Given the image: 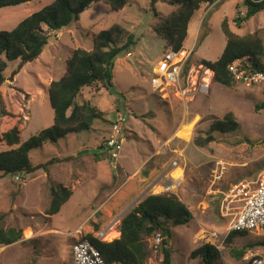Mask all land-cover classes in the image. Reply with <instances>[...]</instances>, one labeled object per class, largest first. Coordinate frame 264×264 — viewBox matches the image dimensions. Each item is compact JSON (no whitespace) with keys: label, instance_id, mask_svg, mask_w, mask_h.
I'll use <instances>...</instances> for the list:
<instances>
[{"label":"rangeland","instance_id":"374dc122","mask_svg":"<svg viewBox=\"0 0 264 264\" xmlns=\"http://www.w3.org/2000/svg\"><path fill=\"white\" fill-rule=\"evenodd\" d=\"M52 1L31 0L1 7L0 30H12L19 21ZM149 1L132 0L118 10L105 1L96 2L70 27L53 31L36 59L8 63L0 85V132L15 123L22 142L52 124L53 112L46 97L48 85L63 75L73 50H91L95 34L113 24L132 33L136 41L129 48L131 55L122 52L114 59L110 89L99 85L85 87L75 98L76 103H81L84 98L93 97L90 102L103 112L104 119L96 122L95 133H72L56 143H43L29 153L31 163L37 166L30 174H0V215L3 216L0 225L22 230L21 239L0 246V264H72L71 249L79 237L91 238L105 230L103 242L117 238L125 213L147 193L155 194V189L138 185L140 178L149 175L162 156L168 163L177 160L180 165L177 171L183 174L181 188L190 192L185 201L192 214L185 225L171 227L170 264H203L202 258L191 257V252L206 243L213 244L220 252L211 264H242L241 259L253 248L264 253V245L249 247L260 237L264 238V233L245 232L234 237L231 247L247 248L241 258L230 255L229 247L224 245L236 212L229 208L236 203L228 205L230 188L243 179L254 180L264 168V86L235 82L232 87H225L212 81L207 96L197 94L183 101L174 91L168 98L154 92L151 72L167 46L152 30L156 18ZM236 1L239 0H215L208 12L204 11L209 4L200 5L198 18L202 13V25L210 28V32L206 34L203 28L199 32L191 62L209 60L225 42L220 28L222 19H227L231 29L238 30L232 27V22L236 10L244 5ZM154 6L164 15L175 8L167 0H158ZM248 29L246 24L238 31ZM191 45L189 38L185 48L190 49ZM4 112L7 117L3 116ZM117 112L125 115L124 141L118 160L112 162L107 150L99 153V159L93 153L78 154L81 143H104ZM227 112H232L236 127L225 132L214 129ZM176 120L180 129L167 140ZM209 131L214 140L203 147L196 145L195 138H204ZM165 139L168 143L163 145ZM9 148L0 141V151ZM161 149L166 151L161 153ZM217 160L225 164V170L214 180ZM136 163L133 174L125 170ZM54 184L68 187L72 194L57 213L47 214L50 187ZM169 191L173 193L174 189ZM134 193L139 194L130 197ZM151 243L152 240L149 248ZM147 264H163L161 251H152Z\"/></svg>","mask_w":264,"mask_h":264},{"label":"trees","instance_id":"16d2710c","mask_svg":"<svg viewBox=\"0 0 264 264\" xmlns=\"http://www.w3.org/2000/svg\"><path fill=\"white\" fill-rule=\"evenodd\" d=\"M31 0H0V8L16 6ZM105 1L112 9L118 10L131 3L132 0H53L40 10L29 14L18 22L10 31L0 30V85L4 81V72L9 62H21L36 59L48 43L51 33L70 27L79 20V15L91 7L92 4ZM158 0H150V10L156 18L152 26L153 32L164 39L165 46L173 50L183 48V41L187 33L188 22L193 13L203 3L212 4L215 0H167L175 7L168 14L156 11L154 4ZM245 11L234 18L236 25L248 20L257 12L264 10V1L242 0ZM225 37V46L221 55L214 61L202 59L200 63L214 73V81L232 87L235 80L228 71V65L235 59L248 57L250 68L264 70L261 59L264 48L260 35L253 32L245 35L234 33L226 18L220 23ZM136 43L132 33L125 31L118 24L100 30L93 38V48L85 50L77 48L66 61L63 75L52 80L48 85V101L53 111V122L49 127L39 130L20 142L17 124L0 132V141L10 148L0 151V174H30L34 166L29 153L41 147L43 143H56L68 134L89 131L94 121L103 120V112L90 101L76 103L75 98L85 87L110 89L112 85V68L114 59L122 52H129V48ZM98 86V87H99ZM3 116L8 114L4 112ZM236 127L232 112L224 114L223 119L215 123V128L222 132ZM213 131V130H212ZM196 145L203 147L214 140L211 132L208 136L195 138ZM17 145L16 147H13ZM95 158L100 157L94 153ZM42 168L45 170L46 165ZM71 190L62 185L54 184L50 187L51 201L47 214L59 211L71 196ZM192 214L187 205L174 193L164 192L150 194L132 207L120 220L119 236L112 241L101 242L92 238L105 264H147L152 253L149 242L156 233L163 237L158 253H162V263L170 264L171 227L185 225ZM3 216L0 215V222ZM247 231H230L224 239V245L229 247L230 255L241 258L246 252V246L240 249L231 247L234 237ZM22 230L17 228H3L0 225V246L15 243L22 237ZM249 244L250 248L257 244L264 245V238ZM256 249V248H253ZM199 255L203 264H211L219 258L218 249L209 243L202 244L192 250L191 257Z\"/></svg>","mask_w":264,"mask_h":264},{"label":"built area","instance_id":"2783aa9c","mask_svg":"<svg viewBox=\"0 0 264 264\" xmlns=\"http://www.w3.org/2000/svg\"><path fill=\"white\" fill-rule=\"evenodd\" d=\"M264 1V0H257ZM126 55H131L127 52ZM192 49L185 47L173 50L167 47L162 57L157 61L150 77V84L154 92L160 93L164 98H168L171 91H174L181 101L186 98L192 99L195 95L207 96L210 92L214 73L202 63L191 62ZM251 64L245 57L233 60L227 67L235 82L246 86L264 84V70L252 69ZM125 115L116 113L115 119L110 124V131L106 136L103 146L107 150L112 162L119 158L122 150L123 125ZM176 164V161H172ZM214 180L221 177L225 164L222 161H215ZM178 178L168 183L164 189L166 192L179 186ZM228 206L236 212L230 221L228 231H247L264 233V168L258 176L252 179H243L230 188L227 195ZM224 202V201H223ZM106 236V231L101 230L91 238L79 237L72 246V264H105L97 246L92 241H102ZM162 241L160 233H156L152 239L151 248L154 253L158 252ZM213 245V244H212ZM242 264H264V253H259L256 249L249 250L241 259Z\"/></svg>","mask_w":264,"mask_h":264},{"label":"crops","instance_id":"0c3cea01","mask_svg":"<svg viewBox=\"0 0 264 264\" xmlns=\"http://www.w3.org/2000/svg\"><path fill=\"white\" fill-rule=\"evenodd\" d=\"M240 2L242 3V0L236 1V4H239ZM203 5H205V4H203ZM203 5H201V6H203ZM211 6H212L211 4L210 5H207V9L204 12H208L210 10ZM198 10H196L193 13V15L191 16V18H190V20L188 22L186 37H185V39L183 41V47L186 46V42L189 40V38H191L192 39V45H191L192 47H191V49H194L196 40H197V38L199 36V32L202 30V28L205 30V33L206 34L210 32V28H208L207 26L204 27L202 25V23L204 21V19H203L204 16L202 17V13H201V17L198 18V14H197V11ZM238 10L240 12L239 14L242 15L244 13V11H245V7L244 6L243 7H240ZM236 12H237V10H236ZM236 12H235V16L237 15ZM197 18H198V24H195L194 23V20L195 19L197 20ZM246 24H249L248 31H244V32L243 31H238V30L244 29L246 27ZM229 27H230V25H229ZM232 27L238 29V30H234L232 28L233 29L232 30L230 28L234 33H236L238 35H245V34H250V33H253V32H257L260 35L261 39H262L263 48H264V10L257 12L255 15H253L252 17H250L248 20H246L245 22L241 23L240 25H236V23L233 20ZM224 46H225V42L222 43L221 46L218 49L215 50L214 54L211 57H209V60L210 61L216 60L221 55V53H222V51L224 49ZM245 58L249 62L248 57H245ZM204 59H206V58H204ZM206 60H208V59H206ZM261 63L264 66V56L261 59ZM261 86H264V84H262ZM46 97L48 98V93H47V96ZM92 99H93V97H89V98L86 97V98L83 99V101H87V100L91 101ZM94 105H96V104L94 103ZM96 106H98V105H96ZM185 117L187 118L189 116L186 115ZM106 118H107V116H106ZM52 120H53V118H52ZM100 121L101 120L94 121L93 124H92L91 129L89 131H86V132H92V134L95 133L93 131V129H96L97 128V126L95 124H96V122H100ZM103 122H105V121H103ZM177 129H180V126L178 125V121L176 120V122H175V124H174V126H173V128L171 130V132L166 137V139L168 140L170 138V136ZM165 140H164L163 145H165L166 143H168V141L167 140L165 141ZM97 145H98V147H96ZM94 147H96V148H94ZM91 148L99 149V151L97 153H101V152H103L105 150L103 144L100 145V143H97L96 141L92 145H87L86 142L81 143V147L79 149L81 150V149H91ZM160 151H161V153H164V151H166V150L163 151L161 149ZM83 154H86V153H83ZM167 154H169V153L167 152ZM71 155H75V154H71ZM143 155L147 157L148 154L143 153ZM138 159H139L138 162L141 161V159H142L141 156ZM167 161L168 160L165 159V156H162L158 160V163L153 168L150 169L149 175L145 176L144 178H140L141 179V182H140V184L138 186L139 187L140 186H146L145 189H148V190H150V189L154 190L155 189V194H161V193L166 192L165 189H164V187L167 185L168 181H169V183H171L172 180H173V178L174 179L178 178V180H180V184H179V186L177 188L174 189L173 193H175L179 197V199H181L187 205V207H188V202H187L188 201V198L187 197H188V193H190V192H188V188H181L182 182H183V174H182V176L181 175L180 176L179 175L173 176L176 172H178L177 169L178 168H181V167L178 164L177 160H173V161H176V164L175 165L172 164V162L168 163ZM136 165H137V163L134 164L130 170H127V169H125V170L128 173L132 171L131 174H133L136 171V169H137V166ZM131 176L132 175H130V178H131ZM138 186H137V183H135V188H137ZM150 193L151 192H149L146 195H144L139 201H141L142 199H144L146 196L150 195ZM138 194L137 193H134V194L130 195V197L136 196ZM185 199H187V201H185ZM189 210H190V208H189Z\"/></svg>","mask_w":264,"mask_h":264},{"label":"water","instance_id":"95a60500","mask_svg":"<svg viewBox=\"0 0 264 264\" xmlns=\"http://www.w3.org/2000/svg\"><path fill=\"white\" fill-rule=\"evenodd\" d=\"M99 151V149H94V148H91V149H83V150H80L78 152V154H83V153H97Z\"/></svg>","mask_w":264,"mask_h":264},{"label":"bare ground","instance_id":"6f19581e","mask_svg":"<svg viewBox=\"0 0 264 264\" xmlns=\"http://www.w3.org/2000/svg\"><path fill=\"white\" fill-rule=\"evenodd\" d=\"M179 173H180L179 171L176 172V175H179V176H180L181 174H179ZM117 235H118V233H116V234H115L114 236H112L111 238H113V237H115V236H117ZM111 238H110V239H111Z\"/></svg>","mask_w":264,"mask_h":264}]
</instances>
